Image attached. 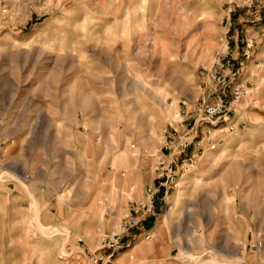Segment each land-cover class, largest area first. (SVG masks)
<instances>
[{
    "label": "rangeland",
    "instance_id": "rangeland-1",
    "mask_svg": "<svg viewBox=\"0 0 264 264\" xmlns=\"http://www.w3.org/2000/svg\"><path fill=\"white\" fill-rule=\"evenodd\" d=\"M227 51L241 69L233 84L246 81L249 92L226 121L200 122L199 144L181 152L174 127L182 133L190 121L177 124L182 102L197 100L203 72ZM4 112L49 130L37 150L53 158L72 151L52 131L74 115L90 133L87 153L124 167L131 158L154 166L170 134L174 170L185 175L157 212L177 264H244L248 230L264 233V0H0V127ZM191 153L200 161L183 172ZM7 166L0 160V264H93L79 241L91 227L70 236L69 222L43 226L38 196L13 194L30 177Z\"/></svg>",
    "mask_w": 264,
    "mask_h": 264
},
{
    "label": "crops",
    "instance_id": "crops-1",
    "mask_svg": "<svg viewBox=\"0 0 264 264\" xmlns=\"http://www.w3.org/2000/svg\"><path fill=\"white\" fill-rule=\"evenodd\" d=\"M72 120L74 123L70 126L62 129L56 126L52 131L58 146L63 151H72L70 154L53 158L49 154L45 155L42 149L37 150V147H43L37 142L44 140L49 130H27L21 115L14 116L4 112L0 127V160L8 165L6 170L9 174L27 173V177H30L28 185L16 181L12 188L13 194L16 199L25 203L32 201L34 195L38 196L39 219L43 226L54 228L69 222L68 226L74 231H71L70 236L85 233L86 226L91 227L88 240L83 238L84 243L93 248L97 231H112L131 202L142 199L148 187L158 184L159 173L155 170L157 161H154V166H150V162L146 165L131 158L127 163L129 166L124 167L119 162L109 163L106 155L96 157L88 154L90 141L87 136L90 133L75 121V115ZM99 140L95 143L100 145L102 142ZM167 144L165 154L171 160L172 153L168 149L174 145L172 142ZM181 159L179 158V161ZM173 160L176 165V159ZM51 164L59 166L53 168L49 166ZM88 164H92V168L87 167ZM111 166H114V169ZM54 171H57V175L50 177V173ZM9 179L13 182L14 177ZM62 196L67 198L62 199ZM105 197L115 208V213L110 216L103 215L105 208L98 204V200ZM168 197L169 194L165 195L164 191L161 193L157 210L160 209L161 201L167 200ZM66 212L74 214L68 219ZM93 217L98 219V226L90 224ZM153 227L157 229V233L152 239H145V232ZM249 238L248 231L245 239ZM262 239L264 240V233ZM125 247L127 248L123 249ZM86 248H83V251L88 255ZM172 250L166 223L159 220L156 211L148 216L141 226L128 233L122 249L116 252L111 264H177L171 259ZM245 259L244 264H263L264 250L262 254L251 251L245 254Z\"/></svg>",
    "mask_w": 264,
    "mask_h": 264
},
{
    "label": "built area",
    "instance_id": "built-area-1",
    "mask_svg": "<svg viewBox=\"0 0 264 264\" xmlns=\"http://www.w3.org/2000/svg\"><path fill=\"white\" fill-rule=\"evenodd\" d=\"M227 44H230V42L227 41ZM240 70L235 65V58L231 56L229 51L217 54L213 66L210 69H205L203 73L206 75L208 83L206 82L205 85H200L202 89L200 96L194 103H189L187 100H183L182 102L185 108L180 112L181 122L177 124L184 125L190 119L187 123L186 130L181 133L174 127V134L179 139L177 146L182 148L181 152L193 143L199 144L200 140L195 142V138L198 136L200 122L207 121L213 126L220 120L226 121L232 113L234 101L249 92L246 81H237L233 84V77L241 74ZM209 81L211 82L209 94H207L206 91ZM229 94L232 96V99H229ZM228 128L234 129L233 124H229ZM211 129L209 128L206 134L209 136V140L212 136ZM170 136V134L166 136L165 148L168 147L167 139ZM211 147L215 148L216 144L213 143ZM170 158L171 160L163 154L158 156L155 165V170L159 173L158 184L148 187L142 199L131 202L122 219L115 225L112 231L99 232L96 242L97 246L95 248L87 247L93 264H108L115 253L123 247L128 233L141 226L148 216L156 213L161 193L164 191V194L167 195L178 185L181 174L174 170V160L172 157ZM199 161V155L197 153H191L181 160L179 169L185 172L187 169L196 167ZM111 168L114 169V166H111ZM122 174L125 175L124 172ZM99 204L105 206L106 216L115 213V208L108 203L106 197L100 199ZM248 231L252 235V239L246 243L241 242V247H249L252 251L262 254L264 250L263 233L256 228L255 230L250 228ZM156 233L157 229L153 227V229H148L145 232L144 237L149 240ZM79 241L84 242V238L79 237ZM246 264L249 263L246 262Z\"/></svg>",
    "mask_w": 264,
    "mask_h": 264
}]
</instances>
